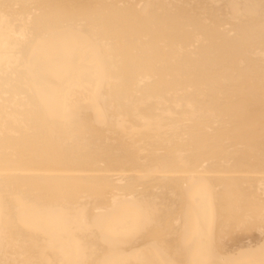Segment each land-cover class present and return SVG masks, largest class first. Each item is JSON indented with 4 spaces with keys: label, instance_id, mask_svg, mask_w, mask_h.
I'll use <instances>...</instances> for the list:
<instances>
[{
    "label": "bare ground",
    "instance_id": "6f19581e",
    "mask_svg": "<svg viewBox=\"0 0 264 264\" xmlns=\"http://www.w3.org/2000/svg\"><path fill=\"white\" fill-rule=\"evenodd\" d=\"M0 264H264V0H0Z\"/></svg>",
    "mask_w": 264,
    "mask_h": 264
}]
</instances>
